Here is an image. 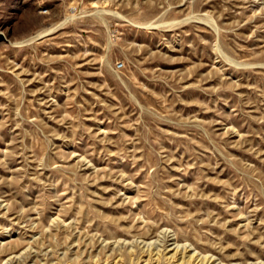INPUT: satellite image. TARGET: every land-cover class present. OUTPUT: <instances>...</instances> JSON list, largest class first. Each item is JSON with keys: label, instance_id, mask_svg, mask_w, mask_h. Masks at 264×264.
<instances>
[{"label": "rangeland", "instance_id": "374dc122", "mask_svg": "<svg viewBox=\"0 0 264 264\" xmlns=\"http://www.w3.org/2000/svg\"><path fill=\"white\" fill-rule=\"evenodd\" d=\"M202 256L264 264V0H0V264Z\"/></svg>", "mask_w": 264, "mask_h": 264}, {"label": "bare ground", "instance_id": "6f19581e", "mask_svg": "<svg viewBox=\"0 0 264 264\" xmlns=\"http://www.w3.org/2000/svg\"><path fill=\"white\" fill-rule=\"evenodd\" d=\"M174 249V248H173ZM172 251V250H171ZM184 251H185V249H184ZM184 251H182L181 253H180V256H177V257H179L180 259H184L185 257H186V261H188V262H190L193 258H195L196 257V255L194 254V253H191V254H188V256H187V254L185 255V253H184ZM189 251V250H188ZM168 253L170 254V252L168 251ZM157 254V253H156ZM161 254V253H160ZM177 254V248H176V250H174L173 252H171V255L169 256L168 255V259H173L174 260V256ZM157 256V255H156ZM167 256V255H166ZM165 256V257H166ZM156 258V257H155ZM166 259H167V257H166ZM178 259V258H177ZM179 260V259H178ZM180 261V260H179ZM196 261V260H195ZM207 261H208V257H206V256H202V257H199L198 258V263L199 264H207ZM211 263V262H210ZM214 263H215V261H214ZM173 264V263H172ZM175 264H176V260H175ZM179 264V263H178ZM181 264V263H180ZM194 264V263H193ZM209 264V263H208Z\"/></svg>", "mask_w": 264, "mask_h": 264}, {"label": "built area", "instance_id": "2783aa9c", "mask_svg": "<svg viewBox=\"0 0 264 264\" xmlns=\"http://www.w3.org/2000/svg\"><path fill=\"white\" fill-rule=\"evenodd\" d=\"M117 66H120V64H118Z\"/></svg>", "mask_w": 264, "mask_h": 264}]
</instances>
